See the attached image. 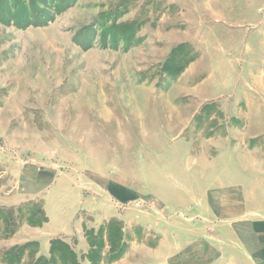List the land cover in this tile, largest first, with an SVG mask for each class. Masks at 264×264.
<instances>
[{
	"label": "rangeland",
	"instance_id": "1",
	"mask_svg": "<svg viewBox=\"0 0 264 264\" xmlns=\"http://www.w3.org/2000/svg\"><path fill=\"white\" fill-rule=\"evenodd\" d=\"M251 222L264 0H0V264H264Z\"/></svg>",
	"mask_w": 264,
	"mask_h": 264
},
{
	"label": "crops",
	"instance_id": "2",
	"mask_svg": "<svg viewBox=\"0 0 264 264\" xmlns=\"http://www.w3.org/2000/svg\"><path fill=\"white\" fill-rule=\"evenodd\" d=\"M111 193L110 195L116 199L118 202L124 201V199H129L133 197V192L129 190H125L123 187L117 185V184H112L111 185ZM114 191V192H113ZM65 209L62 210L61 216H60V223L55 226H53L52 235L47 236L52 239H56L57 237H60L61 235L68 234L72 231L73 228V223H72V216L75 215L78 212V209H75L70 213H66L64 211ZM249 229L251 230V233L255 236V246H260V250L255 253V258L259 260H264V241H262V238H264V224L258 225L257 223L251 222L249 223ZM45 237V236H44ZM43 237V238H44ZM39 241H42V238L40 236L37 237ZM51 239V240H52ZM258 242V243H257ZM248 247L247 245H245ZM253 249V248H252ZM248 252L250 250L247 249ZM251 253V252H250Z\"/></svg>",
	"mask_w": 264,
	"mask_h": 264
}]
</instances>
